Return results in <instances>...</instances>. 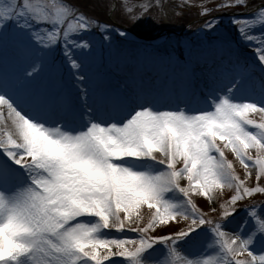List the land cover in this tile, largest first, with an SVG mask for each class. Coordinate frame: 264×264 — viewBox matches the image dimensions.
<instances>
[{
	"label": "snow or ice",
	"instance_id": "6c2138e0",
	"mask_svg": "<svg viewBox=\"0 0 264 264\" xmlns=\"http://www.w3.org/2000/svg\"><path fill=\"white\" fill-rule=\"evenodd\" d=\"M84 7L0 0V264H264V200L250 201L264 194V4L231 16L234 35L187 43L182 61L130 60V32ZM120 7L138 24L150 6Z\"/></svg>",
	"mask_w": 264,
	"mask_h": 264
},
{
	"label": "rangeland",
	"instance_id": "374dc122",
	"mask_svg": "<svg viewBox=\"0 0 264 264\" xmlns=\"http://www.w3.org/2000/svg\"><path fill=\"white\" fill-rule=\"evenodd\" d=\"M116 0H113V3L116 8ZM120 1V0H119ZM108 0H87L84 2L82 0V3L85 5L84 11L88 13L89 16L95 17V18H102V14L106 11L109 13L111 12L110 16L115 21V15L117 10L110 11L108 9L107 5ZM126 3L131 5L133 9V13H139L140 12V5H143L147 3L150 7L149 10L144 18V20L140 21L138 24H133L129 21L128 16H126L122 11V16L127 19L131 24L133 29L146 32L147 35H155L158 36V32L164 31L163 27H159L156 29V22H157V16L159 13H161L163 23L165 25V33L159 34L158 37L151 41H144L143 39H139L131 33V29L125 25H120L118 27H114L118 30H127L130 32V36L128 39V42L123 44V54L127 55L130 60H134L136 58H142V57H148L152 55H167L169 53L172 54L173 57L183 60L185 55V47L187 43H190L193 46L199 47L203 43H207L212 37H217L221 35H234V27L231 24V18H227L229 14H248L250 12V9L256 7L257 5L264 4V0H250V3L247 7H232V8H219L218 6L221 4L226 3V0H125ZM159 5V7H157ZM208 8L211 11L208 13V15H201L200 13L203 12L204 8ZM242 10V12H239L238 10ZM160 10V12H159ZM185 14L190 15L191 18L196 17H207V21L211 20L212 18H220L224 28L221 29L219 33L212 32L210 36L205 35L206 29H203L202 25L196 26L194 30H190V28L183 29V23ZM97 18V19H98ZM197 25V23H196ZM155 26V28H154ZM149 28L151 29V32L153 33H147L149 32ZM170 31L171 36L167 35V32ZM175 32L178 35H175L172 33ZM96 39L99 40L100 37L97 35ZM115 39V37H114ZM153 41L156 42L158 45V51L153 52V50L149 49L147 51L144 50H138L136 47L137 42L139 43H152ZM251 56L248 53L247 50H241V59L243 61H247L248 63H252ZM209 68L204 65L196 66V72L197 74H200L202 72L208 71ZM260 70H257L254 68L252 70L253 77L256 81H259L261 74H259ZM149 75H152V73H148ZM204 83L199 82V80L196 82L195 86L198 87H204ZM191 102L193 104H198L200 102V99L196 96L191 97ZM250 116L254 119L259 120L260 114L259 113H251ZM253 157H255L256 153H251ZM225 155L228 160H230L235 168V172L237 175H239L241 178H245L246 176V170L244 169L243 165H241L236 159L235 155L230 151L226 150ZM252 171V176L248 178V184L249 186H255L257 183L256 181V169L252 168L250 169ZM185 181H181V184H186ZM261 185L264 186V179L260 181ZM231 193L229 190L225 189L223 192L224 198H227L230 196ZM196 200L198 206L205 212H209L210 215H215L214 213H211V206L209 202L203 198V197H194ZM264 200V194H257L254 197L250 198V201H262ZM247 202V201H246ZM141 214L144 215L145 221H147L148 218V209L146 206H144L142 209H140ZM154 234H161L159 229ZM129 235H134L133 233H129ZM107 264V262H106Z\"/></svg>",
	"mask_w": 264,
	"mask_h": 264
},
{
	"label": "trees",
	"instance_id": "16d2710c",
	"mask_svg": "<svg viewBox=\"0 0 264 264\" xmlns=\"http://www.w3.org/2000/svg\"><path fill=\"white\" fill-rule=\"evenodd\" d=\"M86 1H87V0H84V2H86ZM102 20L108 22L107 14H106L105 12L102 14ZM186 21H187V20H186Z\"/></svg>",
	"mask_w": 264,
	"mask_h": 264
}]
</instances>
